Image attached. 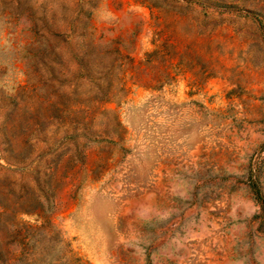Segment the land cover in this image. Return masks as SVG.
Segmentation results:
<instances>
[{"label": "rangeland", "instance_id": "obj_1", "mask_svg": "<svg viewBox=\"0 0 264 264\" xmlns=\"http://www.w3.org/2000/svg\"><path fill=\"white\" fill-rule=\"evenodd\" d=\"M0 264H264V0H0Z\"/></svg>", "mask_w": 264, "mask_h": 264}]
</instances>
